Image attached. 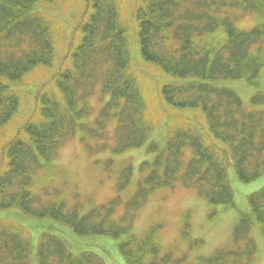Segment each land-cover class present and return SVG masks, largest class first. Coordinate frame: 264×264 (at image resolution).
Returning a JSON list of instances; mask_svg holds the SVG:
<instances>
[{"label":"trees","instance_id":"16d2710c","mask_svg":"<svg viewBox=\"0 0 264 264\" xmlns=\"http://www.w3.org/2000/svg\"><path fill=\"white\" fill-rule=\"evenodd\" d=\"M55 2L0 0V211L9 218L15 216L11 210H17L35 219H54L79 236L120 239L119 252L127 264H188L161 250L155 229L135 234L129 220L151 194L175 185L195 190L208 205L209 217H214L221 208L233 206L228 167L243 183L264 172V110L257 108L264 104V94H255L247 107L234 90L217 85L224 80L257 85L264 70V0H129L132 37L124 25L122 0H88L78 42L60 62L50 22L41 12ZM249 16L252 27L238 28L239 20ZM135 59L160 73L154 78L159 92L154 102L160 96L163 105L199 111L205 125L183 127L186 121L175 122L169 115L167 121L176 127L166 145L150 143L152 125L145 117L143 86L130 71ZM57 60L59 71L34 97L32 111L21 118L20 100L27 96L23 82ZM94 97L97 107L90 104ZM12 123L14 130L8 135L5 130ZM110 123L116 124L112 146L101 142ZM73 136L85 142L89 154L97 150L119 155L147 143L155 154L153 161L141 164L143 176L123 201L118 225L117 205L130 184L131 167L118 172L115 197L85 213L75 208L73 214H63L57 197L43 198L58 196L60 190H35L39 174L46 177L42 183L58 181L55 158ZM248 201V213L232 231L235 244L197 264L251 261L256 248L248 233L254 223L264 236V187ZM46 227L55 229L51 223ZM27 251L20 229L0 222V264H28ZM40 255L41 264L45 259L55 264H103L91 254L73 257L62 241L50 236L43 238Z\"/></svg>","mask_w":264,"mask_h":264},{"label":"rangeland","instance_id":"374dc122","mask_svg":"<svg viewBox=\"0 0 264 264\" xmlns=\"http://www.w3.org/2000/svg\"><path fill=\"white\" fill-rule=\"evenodd\" d=\"M129 5V0H122L121 13L126 22L124 25L129 29V34L132 37L134 36L135 25L127 19L130 15ZM44 11L53 30L55 54L57 59L60 57V62L67 54H70L71 49L78 42L79 24L89 12V2L88 0H56L55 4L51 6L45 5L41 12L44 13ZM251 19V16L240 19L236 25L240 29H248L252 25ZM135 52L133 51V53ZM59 62L57 60L49 68L38 69L36 73L27 78L26 83L23 82V91L27 96L20 100L21 109L23 108L21 118H25L32 111L34 97L54 78L55 73L59 71ZM147 64L155 67L150 63ZM130 71L134 74L136 81L143 86L144 99L146 100L145 117L150 120L152 125L149 140L156 142L160 147L164 146L166 139L171 134L170 131L176 127L175 123L167 121L169 115L175 122L186 121L184 124L181 123L183 127L188 124L191 126L205 125L204 116L199 111L177 110L166 104L163 105L160 96L157 103L153 101L156 91L159 94L158 83L155 79L160 76V73L154 68L145 66L140 60L135 59L131 62ZM217 85L234 90L247 105L250 98L255 94H264V70H262L256 86L248 85L245 80H224L217 82ZM97 100V97H94L90 100V104L97 107ZM158 104L159 108H164L160 115H158ZM260 108L264 109V104ZM14 127L15 123H12L5 132L8 135L12 134ZM115 128V123H110L104 127L101 134L103 144H110L111 146L114 144ZM62 146L59 148L54 162V170L59 176L58 181L55 180L51 184L46 181L42 183L46 177L39 174L37 175L35 190L40 194L44 192L54 194L55 191L59 193L61 191L58 196L43 198L51 201L57 197L61 201L58 210L63 214H73L72 211L75 208L79 212L85 213L91 209L96 210L105 206L115 194L118 172L121 168L130 166L133 170L132 177L123 194L125 200H128L137 187V181L142 176L139 165L144 161H152L154 157V153L145 150L146 147L128 149L115 156L110 155L109 151L100 153L97 150L95 152L100 154L89 155L85 142L80 141L79 138H74V136ZM228 181L233 191L234 207L220 212L213 220L208 219V205L199 199L195 192L176 188L177 185H175L172 191H158L149 197L144 206L135 210V212L137 211L136 215L133 216V220H129V224H131L133 232L139 235L155 229L156 237L163 246L164 252H170L174 255L184 254L189 262L200 256H210L217 249L231 242L232 228L239 215L242 212H248V196L264 186V174L252 182L243 183L238 179L233 168H229ZM120 199L122 203L117 205V209L121 207L120 212H122L123 199ZM5 213V211H0V222L16 227L21 224L23 228H18L23 237L29 239L28 264H41L38 245L41 236L48 232L46 225L50 223H53L56 229L51 234L64 239V244L67 245L68 250L73 255L92 252L97 254L106 264H127L119 253L117 246L119 240L117 239L95 235L78 237L72 234L68 228L53 222L54 219H34L21 213L20 218H14L18 222H13L5 216ZM81 213L77 214L80 216ZM119 218H121L120 213L115 217L117 225ZM184 224H188L189 237H183ZM249 236L258 248L256 264H264V238L261 236L257 223L251 228ZM194 240L202 241V246H189L193 244L192 241ZM44 264H55V261L45 259Z\"/></svg>","mask_w":264,"mask_h":264}]
</instances>
